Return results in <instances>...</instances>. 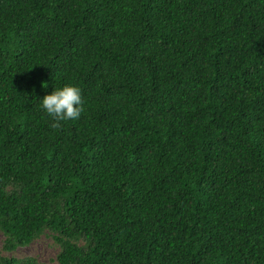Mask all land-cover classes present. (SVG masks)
Returning <instances> with one entry per match:
<instances>
[{"label": "trees", "instance_id": "obj_1", "mask_svg": "<svg viewBox=\"0 0 264 264\" xmlns=\"http://www.w3.org/2000/svg\"><path fill=\"white\" fill-rule=\"evenodd\" d=\"M0 234V264L41 235L55 264H264V0H0Z\"/></svg>", "mask_w": 264, "mask_h": 264}, {"label": "clouds", "instance_id": "obj_2", "mask_svg": "<svg viewBox=\"0 0 264 264\" xmlns=\"http://www.w3.org/2000/svg\"><path fill=\"white\" fill-rule=\"evenodd\" d=\"M39 107L51 117L53 127H59L61 121L77 119L83 111L81 88L71 82L54 87L39 100Z\"/></svg>", "mask_w": 264, "mask_h": 264}, {"label": "rangeland", "instance_id": "obj_3", "mask_svg": "<svg viewBox=\"0 0 264 264\" xmlns=\"http://www.w3.org/2000/svg\"><path fill=\"white\" fill-rule=\"evenodd\" d=\"M2 235L0 234V241ZM48 237L41 235L37 239L31 241L28 245L18 247L14 250L15 256H35L40 264H55L54 249L49 245Z\"/></svg>", "mask_w": 264, "mask_h": 264}]
</instances>
